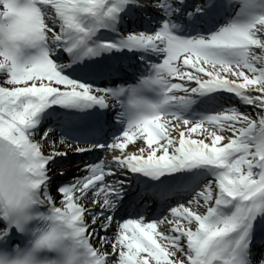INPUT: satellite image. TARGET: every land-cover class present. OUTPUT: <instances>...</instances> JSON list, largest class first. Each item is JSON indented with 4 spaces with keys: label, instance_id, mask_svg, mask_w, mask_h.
I'll use <instances>...</instances> for the list:
<instances>
[{
    "label": "snow or ice",
    "instance_id": "obj_1",
    "mask_svg": "<svg viewBox=\"0 0 264 264\" xmlns=\"http://www.w3.org/2000/svg\"><path fill=\"white\" fill-rule=\"evenodd\" d=\"M0 264H264V0H0Z\"/></svg>",
    "mask_w": 264,
    "mask_h": 264
},
{
    "label": "rangeland",
    "instance_id": "obj_2",
    "mask_svg": "<svg viewBox=\"0 0 264 264\" xmlns=\"http://www.w3.org/2000/svg\"><path fill=\"white\" fill-rule=\"evenodd\" d=\"M253 115H254V113H253ZM105 158H106V159L108 158L107 155L105 156ZM67 179H69V177H66V178H65V180H67ZM53 195H54V192H53Z\"/></svg>",
    "mask_w": 264,
    "mask_h": 264
},
{
    "label": "bare ground",
    "instance_id": "obj_3",
    "mask_svg": "<svg viewBox=\"0 0 264 264\" xmlns=\"http://www.w3.org/2000/svg\"><path fill=\"white\" fill-rule=\"evenodd\" d=\"M69 155H72V154L70 153ZM74 161H76V160H73V162H74ZM54 195H55V193H54Z\"/></svg>",
    "mask_w": 264,
    "mask_h": 264
}]
</instances>
